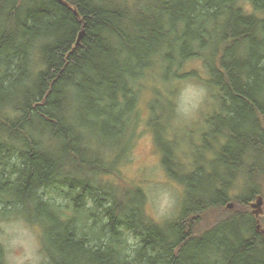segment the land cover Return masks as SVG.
Returning <instances> with one entry per match:
<instances>
[{"label": "trees", "instance_id": "trees-1", "mask_svg": "<svg viewBox=\"0 0 264 264\" xmlns=\"http://www.w3.org/2000/svg\"><path fill=\"white\" fill-rule=\"evenodd\" d=\"M192 62L206 77L186 71ZM189 76L219 105L202 137L214 150V140L225 139L218 162L230 181L199 189L200 169L179 180L176 146L166 140L165 170L186 189L177 217L158 222L146 214L141 189L143 209L129 212L123 185L111 193L96 186L126 152L110 162L86 132L121 124L124 113H112L128 101L131 147L140 80L159 79L169 92L170 81ZM161 93L155 89L173 101ZM74 101L85 104L83 114L72 112ZM162 108L169 117L171 106ZM158 130L167 134L166 125ZM68 167L84 179L70 180ZM245 173L235 196L240 207L228 211ZM263 187L264 0H0V234L11 218L40 223L48 264H264V227L258 230L249 208L264 198ZM31 209L35 218L26 214ZM210 211L225 216L202 231ZM128 235L138 240L132 252ZM5 255L0 241V264Z\"/></svg>", "mask_w": 264, "mask_h": 264}, {"label": "rangeland", "instance_id": "rangeland-1", "mask_svg": "<svg viewBox=\"0 0 264 264\" xmlns=\"http://www.w3.org/2000/svg\"><path fill=\"white\" fill-rule=\"evenodd\" d=\"M185 68L186 71L192 73L194 72L193 70H197L201 76L206 77L201 63L192 62ZM140 81V97L139 101H137L140 115L139 127L136 136L132 140L131 147H127L128 140L131 136L127 128L128 107L126 103L128 101L122 103L121 107L112 113L114 117H118L124 113L121 124L115 121L112 128L106 132L99 130L95 133L90 130L86 132L89 136L87 137L88 140L93 145V149L100 153L105 152L110 162L116 161L120 154L126 152L117 164L115 173L106 174L99 180L100 186L97 184L96 186L100 187L102 191L111 193L113 186L123 185L120 188L121 192L122 194L127 192V196L122 198V201L128 206L129 212H131L130 210L133 206L143 209L142 199L138 198L135 192L139 188L143 191L147 199L144 205L146 214L151 216L155 221L168 222L177 217L181 209V202L184 198L186 187L174 177L169 176L165 170L164 151H166L165 147H167L165 146L166 140L168 146H176L177 162L180 163V168L183 169L181 173L175 172L179 180L180 174L185 176V174L197 171L198 169L201 170V173L200 177L195 179V184L199 186V189L214 182L230 179L227 167H224L218 162L219 146L224 143L225 139L219 137L214 142L212 141V145L217 147L214 150L204 148L205 141L202 137L208 130H212V127H206L205 118L217 112L219 105L217 106L214 102L212 105L210 92L190 76L182 80L175 79L170 81L172 90L169 92L167 91V84L159 81V79L150 78L146 80L142 78ZM155 89L162 92V95H167L168 98H172L173 101H162L155 94ZM167 104L172 109L170 116L173 117L171 118L165 115L166 113L162 108ZM71 110L72 112H81L83 114L85 104L74 101ZM160 117L163 118V123L166 125L167 134L164 136H160L158 129L165 125L163 123L160 124L161 121L154 123ZM162 118L160 119L162 120ZM93 119L95 120V118ZM176 164V161H174V170H178V165ZM67 170H69V167ZM244 175L245 178L239 174L238 186L232 187V197L234 199L227 203L225 208L228 211H235L240 207L235 196L246 185V173ZM66 177L72 181L84 179V175L73 169L67 172ZM241 181L244 184H241V188H239ZM47 192L53 196L57 192L56 187L48 189ZM262 196H264V193ZM256 203L257 199L250 202L249 206L251 209L250 212L254 215L255 212L259 211L258 208L253 207ZM64 204L67 207L71 206L68 200H64ZM260 210L261 214L258 217L260 229L258 230H262L264 227V198ZM26 214L32 215L34 218L36 216L32 209ZM134 216L136 219L137 215L134 214ZM224 216L225 214L222 212L210 211L206 213L202 217L204 222L200 224V229L202 231L203 229H211ZM37 224L36 226H32L22 218H11L1 225L0 241L6 247V264H48L42 252L43 249L39 236V232H44V229L40 223ZM221 229L223 230V226ZM126 240L130 249L138 243V240L132 235H128ZM217 244L220 246L219 242ZM215 251L216 248L212 249L211 252H213V255L216 254ZM222 254L223 250L220 251V256Z\"/></svg>", "mask_w": 264, "mask_h": 264}, {"label": "water", "instance_id": "water-1", "mask_svg": "<svg viewBox=\"0 0 264 264\" xmlns=\"http://www.w3.org/2000/svg\"><path fill=\"white\" fill-rule=\"evenodd\" d=\"M84 34H85V31H82V32L80 33L79 38H78V42H77L78 44H79V43L81 42V40L83 39ZM262 205H263V198L260 197V198H258L257 203L253 205L254 208H258V209H259V211L255 212L256 217H259V216H260V214H261L260 207H261ZM258 222H259V221H258ZM257 228L260 229V225H259V224H258V227H257Z\"/></svg>", "mask_w": 264, "mask_h": 264}]
</instances>
